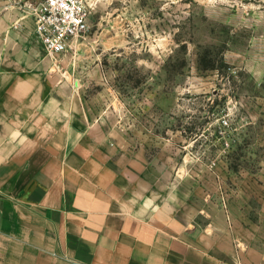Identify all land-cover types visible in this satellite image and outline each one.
I'll use <instances>...</instances> for the list:
<instances>
[{"label": "crops", "instance_id": "obj_1", "mask_svg": "<svg viewBox=\"0 0 264 264\" xmlns=\"http://www.w3.org/2000/svg\"><path fill=\"white\" fill-rule=\"evenodd\" d=\"M20 1L0 0V264H264V184L218 196L214 173L158 169L131 123L90 104L91 52L121 28L62 64Z\"/></svg>", "mask_w": 264, "mask_h": 264}, {"label": "rangeland", "instance_id": "obj_2", "mask_svg": "<svg viewBox=\"0 0 264 264\" xmlns=\"http://www.w3.org/2000/svg\"><path fill=\"white\" fill-rule=\"evenodd\" d=\"M92 22L121 43L91 52L90 104L131 123L158 169L214 173L218 196L264 184V0H100Z\"/></svg>", "mask_w": 264, "mask_h": 264}, {"label": "built area", "instance_id": "obj_3", "mask_svg": "<svg viewBox=\"0 0 264 264\" xmlns=\"http://www.w3.org/2000/svg\"><path fill=\"white\" fill-rule=\"evenodd\" d=\"M100 0H21L35 34L48 57L57 59L90 30V19Z\"/></svg>", "mask_w": 264, "mask_h": 264}]
</instances>
